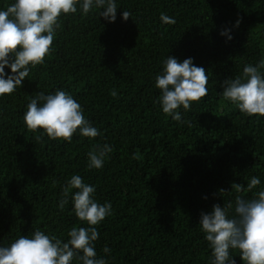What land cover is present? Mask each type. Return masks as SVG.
<instances>
[{
  "label": "trees",
  "instance_id": "obj_1",
  "mask_svg": "<svg viewBox=\"0 0 264 264\" xmlns=\"http://www.w3.org/2000/svg\"><path fill=\"white\" fill-rule=\"evenodd\" d=\"M11 3L0 0V10ZM115 3L111 23L100 9L82 15L79 5L76 14L62 15L45 62L15 92L0 96V247L31 238L37 229L66 242L72 227H87L72 211L71 194L64 210L58 207L63 188L79 175L95 187L96 202L112 205V214L96 226L97 258L107 264H210L201 213L231 202L232 218L237 195L250 200L264 190V116L249 117L222 96L225 80L264 60V0ZM123 11L131 13L126 21ZM161 13L176 23H163ZM169 56L191 58L209 78L207 95L189 111L179 109L183 122L154 103L160 95L155 78ZM4 72L12 75L7 66ZM56 90L73 96L99 136L77 131L68 143L27 130L30 99ZM97 144L113 151L102 168L89 169L87 154ZM254 176L260 184L251 191L232 188H246ZM230 255L245 264L239 250Z\"/></svg>",
  "mask_w": 264,
  "mask_h": 264
},
{
  "label": "clouds",
  "instance_id": "obj_2",
  "mask_svg": "<svg viewBox=\"0 0 264 264\" xmlns=\"http://www.w3.org/2000/svg\"><path fill=\"white\" fill-rule=\"evenodd\" d=\"M77 5L82 15L95 8L101 10L99 16L108 22L116 19L115 0H14L6 10H0V96L15 92L30 70L45 62V57L51 54L57 30L61 28L60 17L76 14ZM130 17L129 11L122 12L123 20ZM160 19L165 24L176 23L174 18L163 13ZM239 22L237 20V26ZM6 66L12 75L6 76ZM261 69H264V60L255 66L245 65L242 75L222 84L224 100L235 104L249 117L264 116ZM208 79L205 69L194 66L191 58L179 62L169 56L163 62L162 73L155 78L160 95L154 103H158L172 120L183 122L179 109L189 111L193 103H199L207 95ZM110 95L116 98L118 94L112 89ZM26 107L23 119L27 130L32 133L43 130L49 140L71 143L77 131L89 139L100 135L85 118L81 105L64 90L47 95L39 92ZM41 139L42 136H36L37 142ZM112 151L108 144L93 145L87 154L88 168H102ZM259 184V178L254 176L246 188L241 184H233L232 188L236 193L248 192ZM72 189L77 191L71 193ZM94 193V186L84 183L79 175L72 176L62 190L63 198L58 207L63 211L71 194L72 211L88 226L72 227L66 242L37 229L31 238L21 236L10 246L0 247V264H72L74 259L81 264H107L105 259L97 258L94 241L99 238L96 226L112 214V205L110 202L99 204L93 198ZM255 195L256 198L250 200L237 195L232 218H229V210L233 208L231 202L223 207L213 205L210 213H201V230L212 250L210 264H235L230 249L239 250L245 264H264V190ZM103 251L108 253L110 249L105 247Z\"/></svg>",
  "mask_w": 264,
  "mask_h": 264
}]
</instances>
